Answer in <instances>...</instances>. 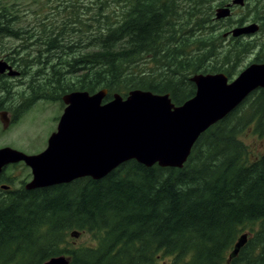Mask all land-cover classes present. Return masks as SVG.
<instances>
[{"label":"trees","instance_id":"16d2710c","mask_svg":"<svg viewBox=\"0 0 264 264\" xmlns=\"http://www.w3.org/2000/svg\"><path fill=\"white\" fill-rule=\"evenodd\" d=\"M21 1L0 0V53L25 78L12 96V77L0 73V109L17 93L60 100L101 89L104 101L143 89L179 105L196 92L193 75L231 78L250 53V64L264 62V39L224 36L222 19L211 25L214 0H53L30 27L20 24ZM250 127L264 135L262 88L204 131L181 167L132 159L102 179L0 192V264L59 255L69 264H264V151L242 139ZM87 234L90 243L76 242Z\"/></svg>","mask_w":264,"mask_h":264},{"label":"water","instance_id":"95a60500","mask_svg":"<svg viewBox=\"0 0 264 264\" xmlns=\"http://www.w3.org/2000/svg\"><path fill=\"white\" fill-rule=\"evenodd\" d=\"M232 0L216 10V18L231 15ZM259 24L238 26L224 33L234 37L255 33ZM20 74L0 58V73ZM194 96L175 104L168 93L132 89L127 96L119 93L105 101L107 89L94 93L76 90L66 93V104L57 129L47 147L37 154H27L12 147L0 148V173L10 164L23 161L31 168L32 179L26 189H37L71 182L90 176L102 179L122 163L137 160L145 165L183 166L199 138L210 126L234 110L253 90H264V62H253L230 80L224 73H197ZM4 125L9 112L0 110ZM78 236V234L73 233ZM243 233L230 254L237 255L247 242ZM44 264H69L66 255L54 256Z\"/></svg>","mask_w":264,"mask_h":264},{"label":"rangeland","instance_id":"374dc122","mask_svg":"<svg viewBox=\"0 0 264 264\" xmlns=\"http://www.w3.org/2000/svg\"><path fill=\"white\" fill-rule=\"evenodd\" d=\"M3 3H6L10 0H1ZM228 1V0H227ZM53 0H23L20 2V24L24 27H30L35 24L37 19L36 15L40 12V7L45 6V9L48 8L49 4H51ZM219 0L213 1V13H212V22L211 25L216 24V10L218 8ZM90 4V3H89ZM264 4V0H247L246 3L242 6H235L232 14L229 16V21H223L225 18H221L222 22L216 24L218 26V31H228L232 30L238 26H244L251 23L259 24L261 28V19L255 18V14L258 13L261 15L264 10H262L259 6ZM264 9V7H263ZM205 10V9H204ZM257 14V15H258ZM242 18L243 24H238L237 20ZM220 19V20H221ZM256 19V20H255ZM224 33V32H223ZM233 36V35H232ZM226 38L223 43H229L231 41V37ZM234 37V36H233ZM245 40H262L264 39V26L263 29L259 30L253 35L244 36ZM18 44V41L15 39L7 38L4 40V45L12 46ZM0 58L9 62V60L5 57L4 54L0 53ZM253 60V54L250 53L245 56L241 69L246 68L245 66L250 64V61ZM148 63L144 65H152L149 60ZM10 63V62H9ZM11 64V63H10ZM15 69H20L16 66H13ZM242 71V70H241ZM240 73V72H239ZM8 75V74H7ZM238 75V74H237ZM237 75L233 77H229L230 80L237 77ZM11 83L13 94L15 95V91L20 90L23 85L24 77L19 75L11 76ZM28 89V88H24ZM31 90V89H29ZM20 91H23L22 89ZM15 106H12L10 109H6L12 113V118L7 126L4 125L3 121L0 118V148L8 146L20 151H23L27 154H37L43 151L48 144V139L51 134L56 131L57 125L59 122V118L62 115L65 103L62 99H43V100H32L33 96L23 97L20 93L16 94L15 97ZM30 100L32 102H30ZM242 139L249 145L254 154H261L264 151V135H260L257 132H254L250 127L242 133ZM255 156V155H254ZM5 174L8 178L11 179L13 183V187H20L21 182H28L32 178L31 168L26 165L24 162H18L16 164H12L7 166L5 169ZM76 242L79 244L82 243H90L91 242V234L81 235L76 239Z\"/></svg>","mask_w":264,"mask_h":264},{"label":"flooded vegetation","instance_id":"af4514ba","mask_svg":"<svg viewBox=\"0 0 264 264\" xmlns=\"http://www.w3.org/2000/svg\"><path fill=\"white\" fill-rule=\"evenodd\" d=\"M247 0H245V3H246ZM232 2V0H228L224 5H227V4H230ZM244 3V4H245ZM243 4V5H244ZM223 5V6H224ZM237 6V5H232L231 6V13L234 9V7ZM238 6H242V5H238ZM260 30V29H259ZM258 30V31H259ZM256 31V32H258ZM255 32V33H256ZM253 35V34H252ZM9 112V118L11 119L12 118V113L10 111ZM23 162V161H21ZM32 179V178H31ZM29 182V181H28ZM27 183V182H26ZM26 183L24 182H21V186L25 187L26 188ZM20 186V187H21ZM20 187H13V183L11 182V179L8 178V176L5 174V171L3 170L1 173H0V192L2 191H6V190H14V189H17V188H20ZM32 190V189H31Z\"/></svg>","mask_w":264,"mask_h":264},{"label":"bare ground","instance_id":"6f19581e","mask_svg":"<svg viewBox=\"0 0 264 264\" xmlns=\"http://www.w3.org/2000/svg\"><path fill=\"white\" fill-rule=\"evenodd\" d=\"M68 257V256H67Z\"/></svg>","mask_w":264,"mask_h":264}]
</instances>
